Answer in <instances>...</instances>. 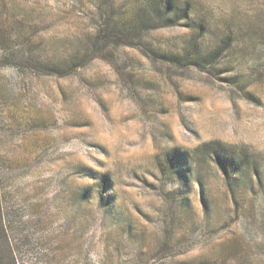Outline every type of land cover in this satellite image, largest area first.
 Wrapping results in <instances>:
<instances>
[{
	"label": "rangeland",
	"instance_id": "obj_1",
	"mask_svg": "<svg viewBox=\"0 0 264 264\" xmlns=\"http://www.w3.org/2000/svg\"><path fill=\"white\" fill-rule=\"evenodd\" d=\"M0 202L17 264H264V0H0Z\"/></svg>",
	"mask_w": 264,
	"mask_h": 264
},
{
	"label": "trees",
	"instance_id": "obj_2",
	"mask_svg": "<svg viewBox=\"0 0 264 264\" xmlns=\"http://www.w3.org/2000/svg\"><path fill=\"white\" fill-rule=\"evenodd\" d=\"M0 264H17L10 239L3 222V214L0 202Z\"/></svg>",
	"mask_w": 264,
	"mask_h": 264
}]
</instances>
